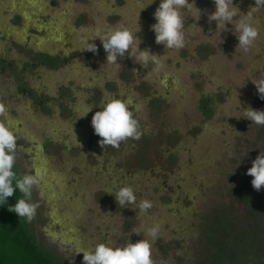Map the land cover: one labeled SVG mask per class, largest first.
<instances>
[{
    "label": "rangeland",
    "instance_id": "obj_1",
    "mask_svg": "<svg viewBox=\"0 0 264 264\" xmlns=\"http://www.w3.org/2000/svg\"><path fill=\"white\" fill-rule=\"evenodd\" d=\"M151 3L0 0V30L12 31L10 20L17 25L10 33L17 45L0 39V54L8 52L3 58L13 67L0 75V103L7 108L0 120L17 134L14 165L21 175L39 172L43 177L32 192L31 202L39 207L30 224L61 264H83L79 250L94 249L99 243L120 247L150 239L133 230L154 224L160 225L152 246L154 264H203L210 254L205 228L216 211L225 212L240 228L249 227L243 201L248 189L251 209L259 207L264 216V188L255 190L253 177L247 175L252 161L264 152V126L243 117L248 107L264 110V100L252 82L264 78V7L252 21L259 37L245 52L237 49L233 24L222 31L216 21L209 22L214 0H195L201 13L195 8L191 13L182 10L186 46L167 53L164 45L156 44L151 30L161 0ZM233 3L244 15L255 6V0ZM11 10L23 17L7 18ZM46 11L58 17L56 25L47 27L45 19H37ZM79 15L81 19L75 17ZM118 25L134 33L140 29L136 33L140 50L167 54L159 74L152 73L153 64L144 68L129 53L116 65L107 64L102 42L93 39L97 29ZM40 26L48 38L33 46L64 51L70 55L66 66L35 71L24 66L27 52L22 46L27 39L23 38L28 29ZM85 40L97 45L98 54L84 50ZM27 45L32 46L28 41ZM123 73L129 78L120 80L118 87L116 81ZM165 77L171 79L169 89ZM110 80L115 82L102 97L90 98L92 86ZM142 85L150 91L140 90ZM58 86L65 89L61 103ZM23 87L31 93L24 94ZM42 96H50L51 101L39 106ZM114 98L128 102L143 135L122 142L118 149L102 148L91 120L102 103ZM203 100H209V118L201 111ZM123 186L133 187L137 204L147 199L153 207L141 214L136 205L119 206L110 193Z\"/></svg>",
    "mask_w": 264,
    "mask_h": 264
},
{
    "label": "clouds",
    "instance_id": "obj_2",
    "mask_svg": "<svg viewBox=\"0 0 264 264\" xmlns=\"http://www.w3.org/2000/svg\"><path fill=\"white\" fill-rule=\"evenodd\" d=\"M154 0H152V3ZM151 3V4H152ZM215 11L208 14L209 22L216 21L217 28L226 30L227 24L235 26L234 34L239 41L237 49L245 52L259 37V29L252 23L254 13L264 7V0H255V6L244 15L240 13L233 0H214ZM196 7L195 0H161L157 7L154 18L157 21L151 25V30L155 33V42L164 45L168 51H179L186 46V34L184 31L183 9L189 13ZM239 16V19L234 17ZM131 29L118 25L107 30H96L95 40L99 38L103 48L107 53V64L116 65L118 58L129 53V57H134L135 62L147 68L148 64L154 65L152 73L159 74L165 68L166 55L159 56L152 54L150 49L140 50V39ZM84 50L97 53L98 48L95 43L83 41ZM151 75V73H148ZM260 98L264 100V78L253 79ZM100 111H96L92 116L91 124L96 135L101 137L99 144L102 148H119L122 142L128 139L139 140L143 133L140 130L139 120L130 110L125 100L114 98L102 103ZM91 111V109L89 110ZM6 105L0 103V117H6ZM244 118L250 120L255 125L264 126V110H255L251 107L244 109ZM17 134L6 120H0V204L7 202L18 188L21 196L17 203L9 207V211L15 212L21 219L31 222L36 215L38 203L31 202L34 188H38L43 177L39 172L34 174H23L18 176L13 171L16 162ZM247 175L252 176V186L259 191L264 188V152L252 161V167L248 169ZM15 181V183H13ZM110 194L115 195L119 206L126 204L136 205L141 214L147 213L153 207V203L147 199H141L137 204V197L131 186H123L119 190ZM143 231L144 235L150 239H141L136 243L128 241L124 246L115 247L110 243H99L94 249H80L83 253V264H154L152 259L153 242L157 239L160 225L154 224L145 228L134 229L133 233L139 235Z\"/></svg>",
    "mask_w": 264,
    "mask_h": 264
},
{
    "label": "trees",
    "instance_id": "obj_3",
    "mask_svg": "<svg viewBox=\"0 0 264 264\" xmlns=\"http://www.w3.org/2000/svg\"><path fill=\"white\" fill-rule=\"evenodd\" d=\"M208 104L209 100L200 104L205 118L212 113ZM13 171L22 176L15 165ZM250 192L245 189L243 193L250 219L246 229L231 223L225 212L214 213L211 225L205 228L210 254L203 264H264V216L259 207L251 209ZM20 196L17 188L7 202L0 204V264H61L60 258L41 243L31 224L8 210Z\"/></svg>",
    "mask_w": 264,
    "mask_h": 264
},
{
    "label": "crops",
    "instance_id": "obj_4",
    "mask_svg": "<svg viewBox=\"0 0 264 264\" xmlns=\"http://www.w3.org/2000/svg\"><path fill=\"white\" fill-rule=\"evenodd\" d=\"M36 1H34L33 3H35ZM49 4H50V2H49ZM37 11H39V10H37ZM17 11H9V12H7L6 14L8 15L7 16V18L9 17L10 19H14L16 16H17ZM43 14H45L44 15V17H46V22H47V24L46 23H43L44 25L46 24L47 25V27H51V26H53V25H55L57 22H55L57 19H58V17H55V15H53L52 16V14H49V12H45V13H41V15L43 16ZM76 18H78V19H81L82 18V15H79V16H75ZM10 22H12V20H10ZM44 22V21H43ZM14 22H12L11 23V28L12 27H15V24H13ZM43 26V25H42ZM33 28V27H32ZM44 29L45 28H43V27H39V29L38 28H34V29H28V30H30L29 32H27V34H26V39H27V41H29L30 43H31V45L32 46H30L29 45V51H28V53H33V54H36L38 51H41L42 49H39V47H34L33 45H36L37 44V41L39 42V41H41V40H46L48 37H43V34H44ZM0 33H1V35H0V38L2 37V38H5V39H9V38H11L12 37V35L8 32V31H6V30H0ZM43 33V34H42ZM34 39H35V41L36 42H34ZM51 51V52H53V53H55V54H57V55H59V59L60 60H57L56 62H53L52 60L51 61H46V68L45 67H42V68H40V69H47V70H58V69H60V68H62L63 66H66L67 64H68V62H69V60H70V55H67L68 57V61L66 60V61H62V59L64 58V56L66 55V53L64 52V51H61L60 49H58V50H56L55 48H52V49H48V51ZM6 53H8V52H5V51H2L1 52V54H2V56H4ZM127 77L129 78V73H123L122 75H119L118 76V80L116 81L117 82V84H116V86H118L119 87V82H120V80H127ZM165 79L167 80V83H166V85H164L165 86V88L166 89H169V87H170V85H172V82H171V79H169L168 77H165ZM114 82L115 81H113V80H110V81H107V83H105L103 86H101L100 84H96V85H94V86H92V88H90L89 89V92L91 93V96H90V98L91 99H99L100 97H102L103 95V90L104 91H106V90H109V87H110V85L109 84H114ZM139 89L140 90H148V91H150V88H148L147 86H145V85H142V86H139ZM65 91V89L63 88V87H59L58 86V92L60 93V94H63V92ZM67 91H69V90H66V92ZM65 92V93H66ZM72 95V92H71V90H70V92H69V95L68 96H71ZM129 96V95H128ZM128 103V102H127Z\"/></svg>",
    "mask_w": 264,
    "mask_h": 264
},
{
    "label": "flooded vegetation",
    "instance_id": "obj_5",
    "mask_svg": "<svg viewBox=\"0 0 264 264\" xmlns=\"http://www.w3.org/2000/svg\"><path fill=\"white\" fill-rule=\"evenodd\" d=\"M39 12V11H38ZM22 16V14H20L19 12L17 13V16L14 18L15 21H18V19H20ZM37 19H46V17H44V15L42 16L41 14H38L37 15ZM13 22V21H12ZM43 23H46V21H44ZM56 25V24H55ZM17 28V25L15 23V27H12V31L15 30ZM12 31H8L9 33H11ZM1 35V33H0ZM2 36V35H1ZM52 37H49V39H51ZM2 40H4L5 42H7L8 44H11V45H17V43H14L15 42V39L13 37L9 38V39H5V38H0ZM24 40H26V38H23ZM29 42V41H28ZM23 43H25L26 45H23L22 48L24 50H26V55H27V59L23 62L24 63V66H27L28 68L30 67V69H32L33 71H35L37 68H42V67H45L46 68V61H53V62H56L57 60H60L59 58V55L51 52L50 50H41V51H38L36 54H33V53H28V49H27V46L29 47V45H27V41H23ZM20 44H18L19 46ZM30 48V47H29ZM6 52V51H5ZM4 56H2V54H0V75L5 72V71H12L13 70V67H11L10 63L7 62L6 58H3ZM67 54L64 56V58L62 59V61H68V58H67ZM22 91L24 94H30L31 91L30 89H28L27 87H23L22 88ZM69 91H67L65 94H68L69 95ZM60 98H65V96L63 94H59V99L57 100L58 102L60 101L61 103V100ZM48 101H51V97L50 96H42V98H40L38 100V104L39 106H42V105H46L48 103Z\"/></svg>",
    "mask_w": 264,
    "mask_h": 264
}]
</instances>
